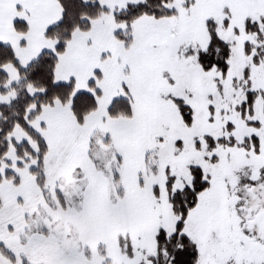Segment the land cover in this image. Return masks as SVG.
I'll list each match as a JSON object with an SVG mask.
<instances>
[{
  "label": "rangeland",
  "instance_id": "1",
  "mask_svg": "<svg viewBox=\"0 0 264 264\" xmlns=\"http://www.w3.org/2000/svg\"><path fill=\"white\" fill-rule=\"evenodd\" d=\"M140 2L100 0L105 12L90 31L74 33L59 57L56 84L73 80L75 94L100 93L85 123L59 102L28 119L47 147L42 165L32 135L15 127L8 137L0 165V264H169L173 255L156 241L160 230L168 238L176 232L168 178L176 179L174 192L182 190L191 184V167L210 181L184 230L198 264H264V61L253 62L264 41L245 29L264 18V0H174L173 17L116 23V13ZM208 21L231 49L226 76L198 65V52L209 46ZM0 43L23 69L57 45L29 34ZM246 44L255 47L251 57ZM3 71L10 90L0 92V105H9L21 78L12 65ZM248 92L259 94L243 116ZM120 99L129 101L131 117L109 116ZM175 99L191 109V126ZM205 137L227 145L210 147ZM252 137L259 146L243 148ZM23 144L34 155L19 158L15 145Z\"/></svg>",
  "mask_w": 264,
  "mask_h": 264
},
{
  "label": "trees",
  "instance_id": "2",
  "mask_svg": "<svg viewBox=\"0 0 264 264\" xmlns=\"http://www.w3.org/2000/svg\"><path fill=\"white\" fill-rule=\"evenodd\" d=\"M63 15L61 21L49 28L45 34V38L57 43L54 52L43 53L38 60L34 61L27 69L20 66L16 58L14 50L7 45L0 44V92L5 94L9 90L3 87L8 81V75L3 71L7 65H12L19 73L21 83L13 85L16 93L15 99L9 105H0V165L5 162L8 153V137L15 127L27 131L37 141L39 154L36 157L40 164L47 153V147L40 138L33 133L28 127V121L31 117L41 112V108L45 106H53L55 102L63 105L71 104V110L74 118L80 125L85 123L88 116L98 109L97 92L96 95L90 93L75 94V82L71 80L69 83L56 84L55 72L59 62V57L65 54L68 43L72 40L76 32H88L91 29V22L100 18L105 12L101 7L100 0H57ZM174 0H142L139 4L129 5L126 10L116 13L114 18L116 23L124 24L131 27L136 21L143 18H153L162 20L173 17L176 12L170 7ZM209 34V46L206 51L198 52V65L204 72L217 71L226 76L230 70L229 62L231 60V49L228 43L223 42L218 33L214 21L206 23ZM262 26V28H260ZM14 29L18 34H27L28 27L23 21H16ZM246 32L258 36L259 41H264V18L260 23L251 21L246 23ZM255 47L246 44L245 52L247 56H253ZM262 58V59H261ZM264 61V47L256 50L253 56V62L260 64ZM249 77L248 70L245 72V78ZM29 87L40 91L41 93L31 95L27 90ZM90 88L94 90L96 85L91 82ZM259 93L248 92L246 94V102L240 109L244 116L247 111L252 113V108ZM264 100V94L261 93ZM178 108L183 121L187 126L192 125V111L181 100H172ZM36 106L37 110L31 112L30 109ZM111 118L131 117L132 108L128 100L120 99L113 102L108 110ZM29 119V120H28ZM250 125H255L250 123ZM255 126H258L257 124ZM230 128V127H228ZM210 147H216V144L225 146L227 142L224 140L215 141L210 137H205ZM230 145L235 146V142ZM251 145L259 146L258 139L252 137L245 141L243 148L249 149ZM16 154L19 158L26 157V153L34 155L27 144L21 146L15 145ZM42 165V164H41ZM190 174L192 177L191 184L184 186L182 190L173 191L175 178L169 177L167 191L169 194V202L172 206L174 215L177 217V225L175 234L168 238L165 231L160 230L156 241L158 249L166 247L173 255L169 264H198V255L196 245L191 239L184 234L187 219L199 204L200 197L210 188V181L203 170L199 167H191ZM8 178H12V173H7ZM17 179V178H16ZM2 178L0 177V182ZM3 207V200L0 194V209ZM181 246V248H178ZM153 264H161L160 260L153 261Z\"/></svg>",
  "mask_w": 264,
  "mask_h": 264
},
{
  "label": "crops",
  "instance_id": "3",
  "mask_svg": "<svg viewBox=\"0 0 264 264\" xmlns=\"http://www.w3.org/2000/svg\"><path fill=\"white\" fill-rule=\"evenodd\" d=\"M10 4L0 0V42L8 35H19L14 29L16 21L27 24V34L45 37L47 30L58 24L63 15L57 0H27L26 3L15 0Z\"/></svg>",
  "mask_w": 264,
  "mask_h": 264
}]
</instances>
